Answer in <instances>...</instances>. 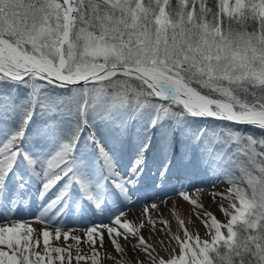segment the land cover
Segmentation results:
<instances>
[{
	"label": "snow or ice",
	"instance_id": "1",
	"mask_svg": "<svg viewBox=\"0 0 264 264\" xmlns=\"http://www.w3.org/2000/svg\"><path fill=\"white\" fill-rule=\"evenodd\" d=\"M200 174L228 185L212 194L225 219L203 213L207 239L180 219L165 259L120 206ZM33 207L45 224L110 213L85 229L92 264L101 227L147 264H264V0H0V264H63L47 228L32 250L16 217Z\"/></svg>",
	"mask_w": 264,
	"mask_h": 264
},
{
	"label": "bare ground",
	"instance_id": "2",
	"mask_svg": "<svg viewBox=\"0 0 264 264\" xmlns=\"http://www.w3.org/2000/svg\"><path fill=\"white\" fill-rule=\"evenodd\" d=\"M226 185L227 184H220L217 182L216 185L213 186L212 178L203 174L192 176L189 180H185L183 182V187H181V184L178 183L175 178L159 187H154L152 181L149 179L143 184L136 196L133 197L131 203L125 202L120 206V210L126 213V217H122L121 219L123 220L126 218L136 224L144 221L146 227L141 230L142 235L155 249L158 247L156 250L160 256L167 259L169 254L177 255L180 252L179 245L173 237L180 236L181 240L185 239L183 227L179 223L180 219L184 221V227L188 229L189 233L193 234V236L198 233L201 239L208 238L206 236L205 226L200 218L203 216L204 212H212L222 221L225 219L224 214L218 206L220 197H213L212 194L224 192L227 187ZM197 189L200 190L197 191ZM180 191H186L192 199L197 200L199 204L203 205V209L195 207L190 202L184 200L183 197L179 195ZM214 200L216 202H214ZM226 203L225 201V204ZM153 204L157 207L152 208L151 205ZM146 208L147 211L145 210ZM167 214L168 217L166 218ZM36 215L37 208L33 207L18 213L16 218L25 221L26 227L30 226L35 229L32 233L33 243L35 244V240L39 239L40 244L36 247L40 249H44L42 231L47 228V230L52 233V236L49 238V246L66 249L63 253L65 256L63 262L65 264H69V253H71L72 257L71 264H77V262L82 261L76 259L78 254L87 257V259H84L85 261L89 258L91 259L88 254H94V249L90 242L87 241L85 229L93 225L110 223V213L95 215L89 213L86 216H81L79 214L70 215L62 218L59 224H45L36 220ZM148 217L157 221H167V227L161 223H157L155 228H153L148 222ZM0 223H3L2 219H0ZM57 227H61L62 233L59 240L55 239ZM98 231L105 233L103 247H101L98 239L95 245V251L99 253V261L103 260L105 264H116V261L119 260L118 258L121 259L122 255H126L129 260H143L147 263V257L143 252H138L133 249V245L137 244L135 240L129 239L126 241L120 239V243L125 249V253L120 254L109 241L106 229L101 227ZM64 233H69L71 237L78 236L81 240L79 242L75 239L65 240ZM161 241L163 243H161ZM190 243H194V241H190ZM77 249H79V252H77ZM59 255L60 254L52 253L54 259H59ZM110 257H115L116 259L113 260Z\"/></svg>",
	"mask_w": 264,
	"mask_h": 264
},
{
	"label": "rangeland",
	"instance_id": "3",
	"mask_svg": "<svg viewBox=\"0 0 264 264\" xmlns=\"http://www.w3.org/2000/svg\"><path fill=\"white\" fill-rule=\"evenodd\" d=\"M248 130H251V131H254L253 129H248ZM227 187H228V185H226ZM226 187V188H227ZM168 217V214H167V216H166V218ZM180 237V236H179ZM34 244V243H33ZM35 245V244H34ZM156 249H158V247L156 248ZM155 249V250H156ZM5 250H7L6 248H5ZM34 252H40L42 255H44L45 254V249H40V248H37L36 246H34V248L32 249ZM156 253H157V250H156ZM89 255V257H92V255L93 254H88ZM32 259L33 260H35V257L33 256L32 257ZM119 260H120V258H118ZM121 259H122V257H121ZM133 260V261H132ZM132 260H130L131 262H132V264H136V262L135 261H137V260H134V259H132ZM100 262V264H105L104 263V261L103 260H100L99 261ZM42 264H48V261H47V258H45V260L42 262ZM54 264H62V262L59 260V259H54ZM63 264H65L64 262H63ZM74 264V263H73ZM77 264H92V259H88L87 261H85V260H82V261H80V262H77ZM147 264V263H146Z\"/></svg>",
	"mask_w": 264,
	"mask_h": 264
},
{
	"label": "trees",
	"instance_id": "4",
	"mask_svg": "<svg viewBox=\"0 0 264 264\" xmlns=\"http://www.w3.org/2000/svg\"><path fill=\"white\" fill-rule=\"evenodd\" d=\"M249 131H251V130H249Z\"/></svg>",
	"mask_w": 264,
	"mask_h": 264
}]
</instances>
